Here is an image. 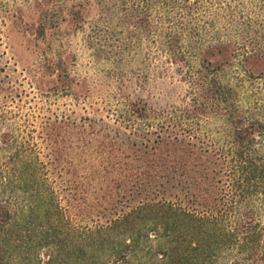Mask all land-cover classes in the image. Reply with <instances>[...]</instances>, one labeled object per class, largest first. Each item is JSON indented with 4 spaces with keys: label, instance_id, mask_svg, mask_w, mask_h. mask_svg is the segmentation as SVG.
I'll list each match as a JSON object with an SVG mask.
<instances>
[{
    "label": "trees",
    "instance_id": "trees-1",
    "mask_svg": "<svg viewBox=\"0 0 264 264\" xmlns=\"http://www.w3.org/2000/svg\"><path fill=\"white\" fill-rule=\"evenodd\" d=\"M104 1L140 42L151 37L176 62H194L210 33L253 31L264 50V0H212L205 9L204 0ZM97 26L90 46L118 40L125 49L115 28L105 36ZM217 98L225 103L217 139L202 129L197 103L156 110L129 100L109 110L113 122L56 115L51 154L56 161L61 135L78 159L61 176L67 206L14 148L0 169V264H264L262 101L232 86ZM245 98L258 109H241Z\"/></svg>",
    "mask_w": 264,
    "mask_h": 264
},
{
    "label": "rangeland",
    "instance_id": "rangeland-1",
    "mask_svg": "<svg viewBox=\"0 0 264 264\" xmlns=\"http://www.w3.org/2000/svg\"><path fill=\"white\" fill-rule=\"evenodd\" d=\"M102 5L108 6L104 0H0V169L19 148L27 168L56 189L63 207L67 195L61 176L78 159L74 150L63 148L69 138L55 135L61 148L55 144L60 150L54 160L48 126L56 115L71 121L95 115L113 122L109 110L129 100L156 110L201 105L202 129L217 139L222 126L217 111L225 106L217 97L230 86L242 97L260 98L259 111H264V50L250 41L253 31L226 37L210 33L207 38H213L192 53L194 62H176L151 37L140 42L139 31L121 13L112 17ZM95 25L105 36L108 27L115 28L125 49H119L118 40L105 41L99 50L90 46ZM249 101L238 105L257 110Z\"/></svg>",
    "mask_w": 264,
    "mask_h": 264
}]
</instances>
